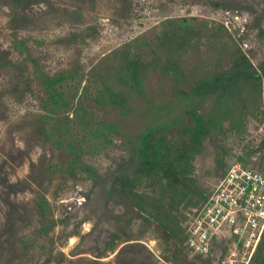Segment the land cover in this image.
Masks as SVG:
<instances>
[{
  "label": "rangeland",
  "instance_id": "1",
  "mask_svg": "<svg viewBox=\"0 0 264 264\" xmlns=\"http://www.w3.org/2000/svg\"><path fill=\"white\" fill-rule=\"evenodd\" d=\"M179 19L208 23L209 29L178 60L177 72L152 71L151 62L160 55L157 37L168 20ZM220 25L214 35L210 27ZM236 48L252 68L264 63V0H23L20 6L0 0V264L191 262L175 239L142 220L132 199L114 190V178L134 174V150L148 127L167 123L162 135L180 142L187 139L183 130L193 127L192 114L217 109L212 96L181 98L199 79L228 71ZM127 50L150 66L141 93L131 92L129 112L122 117L113 105L91 101L104 82L114 92L125 90L120 71ZM35 69L79 76L71 82L81 80L77 90L65 94L76 107L88 88L91 100L78 117L86 119L87 130L72 122L70 110L44 116ZM248 90L240 91L244 109L240 100L231 106L240 132L224 121V134L213 132L193 160L195 187L205 195L237 157L264 175V77L259 96ZM98 124H113L117 133L108 134L109 141L89 133ZM69 143L79 165L94 169L93 178L79 170L66 173L73 160L63 149ZM218 159L224 162L222 172ZM137 191L155 196L157 186L143 178ZM40 196L47 201L45 218L36 206ZM193 210H180L183 232ZM43 225L50 229L42 233Z\"/></svg>",
  "mask_w": 264,
  "mask_h": 264
},
{
  "label": "trees",
  "instance_id": "2",
  "mask_svg": "<svg viewBox=\"0 0 264 264\" xmlns=\"http://www.w3.org/2000/svg\"><path fill=\"white\" fill-rule=\"evenodd\" d=\"M20 6L23 0H13ZM208 23L193 24L184 19L176 21H167L165 30L155 41V46L159 50L160 55L155 56L152 60V71L155 69L161 70L163 74L177 72L179 69L178 60L187 54L189 48L194 43L200 42L204 30H208ZM213 34H218L223 27L220 25L216 28L210 27ZM22 45V43H21ZM23 46V45H22ZM18 48V47H17ZM21 51V49H19ZM235 57L232 59V64L228 71L219 72L206 79H199L195 87L188 94L181 98V101H186L190 97L205 98L212 96L216 105V110L210 112L206 116L192 114L193 127L184 129V135H187L186 140L175 142L164 137L162 134L170 125H153L148 127L138 138V145L134 150L133 165L135 171L132 176L114 178V188L119 191L124 197L131 198V205L145 222H153L167 234L170 238L176 240V245L181 249L186 257L192 258L188 264H213L210 259H202L199 256L191 254L185 246L186 237L181 228L179 217L181 209H196L202 206L208 196L199 192L195 187V179L193 177V160L196 155L203 149L204 141L213 133L224 134L223 123L229 122L232 130L240 132L238 125L233 122L232 113L233 107L237 100H240V91L249 89L250 95H260L261 80L264 77V63L259 66V69L252 68L247 57L238 49L234 50ZM134 56H137L134 54ZM130 56L129 50L123 54V64L120 73L123 72L124 78L121 79V86L125 90L113 91L112 88L104 82L100 89L92 96V104L113 105L118 109L122 117H126L129 112L127 107V99L132 91L141 93L140 87L143 79V73L149 66L142 63L139 58ZM164 56V61L161 57ZM34 72L37 82L41 87L44 97L39 98L43 108L44 116H54L59 112L69 113L72 111L75 118L72 120L74 124L80 127V130H87L88 122L83 118L79 120L80 114L85 112V104L91 100L88 96V88H83L79 106H72L69 103L65 92L77 90L81 80L71 86V82L79 78L73 72H58L52 76L40 73L37 69ZM241 101L243 109L245 102ZM256 103L255 101H253ZM103 131V132H101ZM101 132V133H100ZM89 133H99L98 136L108 140V134L117 133L116 126L113 124H98L97 128ZM104 139V140H105ZM109 141V140H108ZM264 144V139L261 141ZM58 146L61 147L57 141ZM63 148L70 152L72 161L69 162V167L66 173L75 174L76 170L81 171L93 178L94 169L88 165H79L81 163L78 153L74 151L71 143ZM250 152V151H249ZM225 154V153H224ZM247 155V153H246ZM237 161L244 165H249L243 157H237ZM74 162L78 164H74ZM218 167L222 172L224 162L222 159L217 160ZM143 178L149 180L157 186L156 195L144 196L137 191V187L142 182ZM211 192V191H210ZM198 199L193 201V196ZM36 206L40 217L45 218L47 201L45 197L40 196L36 201ZM50 229V226H41V230ZM264 237L259 244L253 259L250 264H264L263 244ZM110 249L114 247L113 243H109ZM176 257V255H174ZM194 260V261H193Z\"/></svg>",
  "mask_w": 264,
  "mask_h": 264
},
{
  "label": "built area",
  "instance_id": "3",
  "mask_svg": "<svg viewBox=\"0 0 264 264\" xmlns=\"http://www.w3.org/2000/svg\"><path fill=\"white\" fill-rule=\"evenodd\" d=\"M186 226L191 254L213 264H250L264 237V175L234 162Z\"/></svg>",
  "mask_w": 264,
  "mask_h": 264
}]
</instances>
